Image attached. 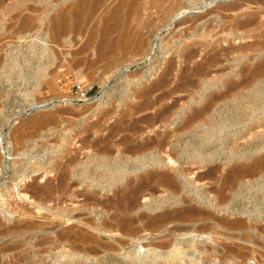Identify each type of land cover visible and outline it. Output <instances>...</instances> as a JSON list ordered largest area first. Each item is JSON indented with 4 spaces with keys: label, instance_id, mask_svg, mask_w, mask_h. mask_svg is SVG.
<instances>
[{
    "label": "rangeland",
    "instance_id": "374dc122",
    "mask_svg": "<svg viewBox=\"0 0 264 264\" xmlns=\"http://www.w3.org/2000/svg\"><path fill=\"white\" fill-rule=\"evenodd\" d=\"M80 1L0 0V139L6 137L15 158L8 174L2 170L4 158L0 160V264H68L63 255L70 251V244H60L59 235L76 226L98 236L102 244L97 252L82 253L80 261L84 264H264L263 180L260 184L248 183V178L243 187L237 184L232 188V177L226 178L229 169L223 166L214 179L200 180L199 174L215 163L199 169L203 155L191 151L184 153L182 161H177L180 156L176 154L170 161L169 148L160 154L163 163L149 162L132 173L134 166L142 163L122 158L116 150L125 140L141 141L166 131L163 123L151 120L162 106L175 100L178 108L187 106L196 89L188 94L178 92L162 105L145 106L172 90L182 77H190L191 70L205 58L264 40V23L252 30L254 38L240 40L228 38L225 27L215 24L214 15L229 23L234 18L245 22L247 17L262 22L264 10L253 4L254 0H93L86 10H78ZM180 1L190 2L192 9L166 30L164 19ZM210 3L208 12L196 13ZM116 7L119 14L111 17ZM178 12L174 16L185 10ZM60 15H67L68 26L61 35L59 30L53 31V22ZM111 26L112 31L105 33ZM195 26L201 32L212 29L213 39H208L211 45L203 56L191 63L184 59L200 46L188 48L184 30ZM156 37L170 41L172 47L181 45V50L169 55L164 43L167 49L156 48V56L152 46ZM170 61L175 65L170 85L153 90L152 85L166 74ZM243 65L240 63V67ZM219 82L222 85L226 81L222 78ZM78 85L88 91L86 99L79 97ZM101 93L109 96L111 103L97 109L95 97ZM70 99L73 105H67ZM40 106L41 112H35ZM246 106L247 113L258 116L251 102L243 98H236L227 113H240ZM41 117L44 122H37ZM10 126L13 133L8 136ZM134 128L141 134L133 135ZM246 140L251 138L231 141L224 152H241ZM104 142L115 149L112 158L126 174L123 182L108 186L104 192L95 186L83 192L75 186L69 193L59 194V174L69 167V161L78 157V163L85 162ZM2 152L0 142L1 157ZM180 168L188 170L180 193L157 185V174L179 173ZM139 183L145 187L135 212L130 214L136 220L131 225L134 232L104 228L103 222L112 225L125 218L127 213L122 209L126 204L117 208L126 197L122 194ZM176 198L179 202L175 209L191 212L184 218L151 224L150 211L144 206L157 203L166 212Z\"/></svg>",
    "mask_w": 264,
    "mask_h": 264
},
{
    "label": "bare ground",
    "instance_id": "6f19581e",
    "mask_svg": "<svg viewBox=\"0 0 264 264\" xmlns=\"http://www.w3.org/2000/svg\"><path fill=\"white\" fill-rule=\"evenodd\" d=\"M92 1L93 0H81L77 3V9L86 10L91 6L90 3H92ZM252 3L258 5L261 10H264V2L260 0H254ZM211 5L212 3L198 8L196 13L197 11L201 12L205 9H207L208 12V9ZM190 9H192L190 2L182 3L180 1V3L174 8L173 12L164 19V24H168L165 29L168 30L171 26L178 23L185 17V15L188 14V10ZM181 10H185V12H182ZM118 11L120 10H118L117 7L115 10L113 9L111 12V17L118 15ZM178 11L182 12V14L179 16H174ZM207 16L209 15H206L204 18ZM213 18L217 27H221L222 29L225 27L223 31L228 32V35L226 34L228 38L233 37L240 40L254 38V36L251 35L252 30L254 28L261 27L264 23V21L261 22L254 17H247L245 22L238 21L236 18H234L231 23L227 21L225 22L219 15H214ZM107 20L109 21V19ZM66 22L67 15H60L59 20L56 18L53 22V31L58 32L57 30H59V35H61L63 31L68 28ZM198 24L196 26H198ZM196 26L194 29L185 28L184 31L187 33H183L188 34L191 32V35L185 34L184 36L182 34L189 42L188 48L192 47V45L200 46V49H192L193 51L191 50L192 52L186 56L187 59H184V56L182 57L184 61L188 60V62L191 61V63L192 60L196 59V57L203 56V54L206 52V48L210 47L211 45V42L209 43L208 39H213L210 35L212 29L206 32H201ZM113 27L114 26L106 27L105 33L107 31L109 32ZM164 43L168 45V49ZM116 44H119L118 41ZM152 44L153 53H156V56L158 55L156 48H160L162 50L167 49L169 55L172 51H177V49L181 50V48H179L181 45L172 47L170 46L172 44L170 41L167 42L165 40L162 42L160 41L159 37L154 38L152 40ZM121 46L124 45L122 44ZM223 51L224 52H220L219 54L217 52L209 58H205L204 63L196 65V67L191 70L192 75L190 77H182L179 80L180 82L177 83L174 88H172V90L163 93L155 101L152 103L150 102V105L145 106L146 108H153L158 104L162 105L164 101L168 100L169 98L171 99V97L178 92L191 93L190 89H196L195 91L193 90V96L187 102V106L178 108L175 100V103L171 105L162 106L163 109L158 111L155 115V118L151 120L152 123H163V126L166 129L163 134L157 133L155 137H148L144 140L135 142L125 140L122 144L123 148H118L120 146L116 147L120 157L127 159L130 158L132 161L134 160V162L137 161L138 163H142L141 165H135L132 173L142 169V167H145L149 162H154L157 164L163 163L161 161L162 159L160 154L162 151L169 148L167 158L170 161L174 159L171 158L173 154L180 156V158L177 160L180 161L186 151H191L192 154L198 152L200 156L201 154L203 155L202 161L199 162V169L208 167L215 163L214 167L207 170L206 173L199 174L198 179L200 180L214 179V176H216L219 169L223 166L224 168L229 169L226 173V178L232 177L230 178L233 183H231L232 188H234L233 186L236 187L237 184L243 187L244 184H246L244 180L248 178L250 180L248 183L259 182L260 184L264 181V40L258 43L247 44L235 48L231 47ZM179 57H181V55ZM223 61L227 63L226 68L223 66ZM242 62L244 65L240 67V63ZM169 65L170 66L169 68L167 67L168 69L166 74L152 85L153 90L161 91L163 88L170 85L175 65L172 61H170ZM224 69H227V71L223 72ZM212 73L216 75H214V77H210ZM222 78L223 80L225 79L226 82L220 85L219 79ZM95 98L97 103L95 106H97V109L100 107H109L111 103L109 96L103 93ZM236 98H243L250 101L258 116L256 117L251 113H247V106L240 110V113L239 111L235 114L227 113L230 110L228 108L229 105H232V103L236 101ZM67 102V105L74 104L72 99ZM119 103V105L122 106L123 101L119 100ZM37 108L38 109L34 111L39 113V111L41 112V109H43V106ZM28 115L30 116L32 114L30 113ZM37 122H44V118H38ZM95 127L96 126L92 127V129H95ZM232 127L235 129L230 130ZM92 129H89L90 132ZM89 130H87V132ZM7 132L8 136H10L13 133V127L10 126ZM139 134H141L140 130H136L135 134L133 135ZM246 136H249L251 140H246V147L241 152H238L237 150H229L224 152L226 146H228L231 141H240L245 139ZM0 142L3 151L1 153L3 157L0 156V160L4 158L2 170L3 173L8 174L10 170H12L11 161H14L15 158L12 157V149L9 146V142H7L5 136L2 138V140L0 139ZM103 144V147L98 150V153L94 157H88L85 162L81 164L78 163V157H74L69 161V167L63 173L59 174V194H67L69 193L70 189L75 186L81 187L83 192L87 191L93 186L99 188L101 192H104L108 190V186H115L123 182L126 174H123L124 172L120 171L116 166V163L113 162L112 156L115 152L114 147H112L109 142H104ZM184 170L180 168L178 171L179 173L175 174H167L164 172L157 174L155 176L158 177L157 185L164 190L171 191L176 194L177 192L180 193L182 185H184V180H182L184 177L183 175L188 173V170ZM119 171L121 174H119ZM144 187V183L134 186V188L129 186L126 189L129 192L122 194L123 197L125 195L126 197L121 199V203L119 202L120 204L118 203L119 205L117 207L121 209V206L126 204L125 209H122L126 211H124L125 213H127L125 214L126 216H124L125 218L122 217V220L115 221V224L112 225L103 222L102 226L106 229L119 231L121 233H131V225L135 219H133L130 214L135 212L138 205V199L140 195H142ZM1 190L0 182V191ZM227 199L228 198L224 199V201ZM178 202V198L170 202L169 207L171 210L169 209L166 212H162L163 208L157 203L145 205L144 208L150 211V223H164L170 221L174 217L176 218L177 216L184 218L190 210L185 208L175 209ZM191 210L195 211L197 209L191 207ZM158 211H161V213L158 214ZM196 213L194 212L195 215L199 214ZM206 214L209 215L208 213ZM209 217L211 218V216ZM238 222H236L237 225ZM243 222L244 221H240L239 223L243 224ZM160 226H162V224ZM240 226L241 225H239V227ZM89 228L94 229V226H90ZM66 242L70 244V251L64 254L63 258L69 260L68 264H84L80 261L82 253L89 251L97 252L100 248H102V244L98 236L89 233L79 226H76L70 231L59 235V243L62 244Z\"/></svg>",
    "mask_w": 264,
    "mask_h": 264
},
{
    "label": "built area",
    "instance_id": "2783aa9c",
    "mask_svg": "<svg viewBox=\"0 0 264 264\" xmlns=\"http://www.w3.org/2000/svg\"><path fill=\"white\" fill-rule=\"evenodd\" d=\"M76 88H77V93H78L79 97H80L81 99H86V97H87V95H88V91L85 90L84 88H82V87L79 86V85H78Z\"/></svg>",
    "mask_w": 264,
    "mask_h": 264
}]
</instances>
